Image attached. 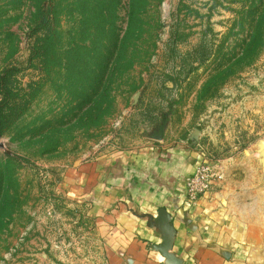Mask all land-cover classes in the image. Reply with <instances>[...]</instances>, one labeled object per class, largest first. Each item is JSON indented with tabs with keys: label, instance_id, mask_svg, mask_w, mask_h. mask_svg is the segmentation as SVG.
I'll return each mask as SVG.
<instances>
[{
	"label": "rangeland",
	"instance_id": "obj_1",
	"mask_svg": "<svg viewBox=\"0 0 264 264\" xmlns=\"http://www.w3.org/2000/svg\"><path fill=\"white\" fill-rule=\"evenodd\" d=\"M130 4L0 0V264H133L94 214L114 153L202 154L186 193L203 165L223 178L193 207L263 165L264 0Z\"/></svg>",
	"mask_w": 264,
	"mask_h": 264
},
{
	"label": "crops",
	"instance_id": "obj_2",
	"mask_svg": "<svg viewBox=\"0 0 264 264\" xmlns=\"http://www.w3.org/2000/svg\"><path fill=\"white\" fill-rule=\"evenodd\" d=\"M202 159L188 145L106 157V202H93L106 254L161 264L156 249L169 221L175 231L169 253L180 264H264V163L230 177L193 207L185 181Z\"/></svg>",
	"mask_w": 264,
	"mask_h": 264
},
{
	"label": "built area",
	"instance_id": "obj_3",
	"mask_svg": "<svg viewBox=\"0 0 264 264\" xmlns=\"http://www.w3.org/2000/svg\"><path fill=\"white\" fill-rule=\"evenodd\" d=\"M222 171L209 163L203 165L187 182V195L191 201H196L210 191L215 180L223 178Z\"/></svg>",
	"mask_w": 264,
	"mask_h": 264
},
{
	"label": "water",
	"instance_id": "obj_4",
	"mask_svg": "<svg viewBox=\"0 0 264 264\" xmlns=\"http://www.w3.org/2000/svg\"><path fill=\"white\" fill-rule=\"evenodd\" d=\"M167 229L169 230V234L164 238V243L158 247V250L162 256H164L169 261L170 264H180V261L169 253L172 239L175 236L174 228L169 221L167 223Z\"/></svg>",
	"mask_w": 264,
	"mask_h": 264
},
{
	"label": "trees",
	"instance_id": "obj_5",
	"mask_svg": "<svg viewBox=\"0 0 264 264\" xmlns=\"http://www.w3.org/2000/svg\"><path fill=\"white\" fill-rule=\"evenodd\" d=\"M144 1L145 0H131V4L129 5V12L131 14L132 19L135 18L137 16V14H139V15L141 14V11L138 10V5H139V2L141 5V3H144ZM159 1H161V0H159ZM159 1L157 0V4ZM106 9H107L106 10V21H107V17L109 16L108 10L111 9V0H106ZM47 19L48 18L46 16L45 9H44L42 12L41 19L38 22H36V24H35L36 28L42 26L47 21Z\"/></svg>",
	"mask_w": 264,
	"mask_h": 264
}]
</instances>
